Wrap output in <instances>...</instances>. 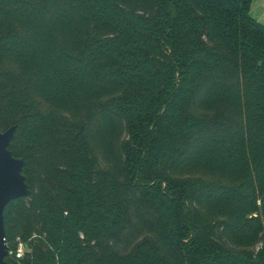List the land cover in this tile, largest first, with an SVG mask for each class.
<instances>
[{
  "label": "trees",
  "instance_id": "trees-1",
  "mask_svg": "<svg viewBox=\"0 0 264 264\" xmlns=\"http://www.w3.org/2000/svg\"><path fill=\"white\" fill-rule=\"evenodd\" d=\"M252 2L0 0V130L17 125L10 149L25 159L31 190L5 208L9 264H134L115 254L125 247L128 230H143L136 216L151 223L163 242L171 240L160 196L175 204V218L191 236L176 245L172 264H264V221L251 216L259 198L264 214V23L251 15ZM57 24L76 31L78 46L87 50L85 66L68 63L70 51L53 45ZM46 37L44 61L37 46ZM153 72L151 84L147 75ZM83 76L91 78L92 92L126 102L112 115L101 111L114 123L112 141L121 162L116 199L128 212L127 226L109 232H93L87 224V206L93 207L87 189L78 194L66 178L58 180V174H83L89 191L102 201L106 197L107 170L93 137L100 123L90 107L97 93L75 119L68 109L51 111L48 102L66 97L86 103L75 86ZM110 77L112 86L100 89L99 81ZM242 111L246 121L234 120ZM222 155L229 183L196 166ZM50 158L53 203L40 205V211L30 165ZM72 202L83 216L63 214ZM17 203L22 214L31 213L37 234L33 252L20 258L19 242L10 243L15 238L8 229L15 217L9 209Z\"/></svg>",
  "mask_w": 264,
  "mask_h": 264
},
{
  "label": "rangeland",
  "instance_id": "rangeland-1",
  "mask_svg": "<svg viewBox=\"0 0 264 264\" xmlns=\"http://www.w3.org/2000/svg\"><path fill=\"white\" fill-rule=\"evenodd\" d=\"M58 27L55 28V31L52 32L51 41H53V45L55 46H61L70 51V55L72 59L71 61L67 60L68 63H72V65H75L77 68L81 65L87 64V50L83 52L82 47H79L80 38L78 35H76V31H71L70 28L62 26L57 24ZM48 40L47 37L45 39H42L41 45L37 46V49L42 47V57L46 54V47H48ZM78 46V47H77ZM56 48V47H55ZM54 48V49H55ZM38 59H40V55ZM41 57V58H42ZM44 61H46L47 58L43 57ZM84 65V66H85ZM102 71L101 74L105 73L106 70H99ZM149 75V76H148ZM147 75V80L151 82V84L154 83V79L156 78V74L150 73ZM79 77V76H78ZM88 76H83L81 78H78L79 81L75 83V86L77 87V93L79 92L80 95L84 97V100H86V103H76L73 100H70L66 97L62 99H53L48 100L50 102V110L51 111H58L60 109H68L72 117L75 119L76 117L83 115V112L87 111V104L88 101L94 100V97L96 96L95 93H97V99L94 101V103L90 106L93 110L94 114V120L97 118L98 125H96L95 132L93 134L95 144L98 147V152L100 153L101 160L105 164L106 167V175L105 179L107 181V191H106V197H104L103 201L99 199V197L95 196L92 192H90V188L88 185H86V180L84 178V175L81 174L79 176H67L66 174H58V180L64 183V179L66 178V181L68 184L72 185L74 189H76V192L79 194H82L85 189H87V197L91 202V205L87 206V224L92 227V231H98L101 230L103 232H109L114 229H119V227H126L127 226V215L128 212L126 211V206L122 202H118V199H116V189H115V176L117 173V170L120 167V160L118 159L117 152L115 150V145L112 141V130L114 129V123L110 121L109 117H106L105 115L101 114V111H105L107 115H112L114 111L119 109V105H126V102L120 101L117 99H108L109 94L104 93L103 90L100 92L99 90H94L92 92V88H90V85H92L91 78L87 79ZM113 78L110 77L106 79L105 81H99L101 84V88L112 86ZM108 85V86H107ZM91 92V93H90ZM92 95V96H90ZM53 98V97H52ZM72 101V102H71ZM90 108V109H91ZM46 112H49L47 110ZM96 112V114H95ZM92 114V116H93ZM171 115L169 114V117ZM237 117L239 120L246 121V113L239 112L234 115V120L237 121ZM46 126V133L47 135L50 134V128H52L53 120H49L45 124ZM236 125V123H235ZM237 126V125H236ZM6 130V128H4ZM50 139H52L50 137ZM243 149H241L242 151ZM174 151L170 150L167 151L166 155H168V158L173 156ZM222 155L215 163L208 162H202L196 164L197 167H200V171L203 168V166H207L209 168L208 171L205 173L210 174L211 177H215V181H222L225 183H229L228 180L230 176L226 171H228L227 166L225 162H227V159H223ZM207 163H210L206 165ZM54 165L53 158L46 159L43 163L37 164L32 163L30 165V176H31V182L33 185V192L35 196H37V206L40 211H43L40 208V205L46 204L47 202L53 203L49 199V190L51 193L55 191V183H51L50 179L53 177L55 170L52 168ZM232 171V170H230ZM233 173V171H232ZM208 176V175H207ZM137 178V177H136ZM226 179H228L226 181ZM155 181H152L151 184H155ZM224 186H229L227 184H221ZM159 187L162 191L165 189V183L159 182ZM73 194V193H72ZM160 204L162 205V211L163 215L168 222L170 226V233H171V240L169 242H163L159 235L154 230V227L151 223L148 221H145L144 219L136 216L135 217V224L141 225L143 230H134L135 227L128 230V235L125 238V247L120 248L117 252L118 254H115V256H125L127 259H131L134 264H172L175 260V247L176 245H181L184 242H188L190 239V234H187L186 231L182 228V225H180L175 218V208L173 202L168 199L160 196ZM71 210L75 212V214L72 216L70 213L67 214L65 211H71L69 209H65L64 215L65 216H71L78 218L79 216H83V213H79L76 211L77 206L72 202L70 203ZM257 206L259 207L257 210H254L251 216L254 218L262 219L264 221V214H263V205H262V199L259 198L257 201ZM22 207L19 203L13 204L11 206V209H9L11 215H14L15 217L12 218L11 226L8 227L10 237L15 238V240L10 239V243L14 244L15 241H23L26 245L25 254L33 252V248L36 247L37 244V234L31 227L30 222V215L27 213L22 214L21 211ZM29 219H26L28 218ZM70 217V218H71ZM45 222V221H44ZM183 229V230H182ZM80 239L84 238V232L80 230L79 233ZM43 236L46 237L47 233L44 232ZM42 237V238H44ZM262 246V242L259 243L257 249ZM96 249V248H91ZM109 250V249H108ZM93 251V250H90ZM103 252L105 250H102L101 248H98V252ZM108 251L106 250L105 256L107 255Z\"/></svg>",
  "mask_w": 264,
  "mask_h": 264
},
{
  "label": "water",
  "instance_id": "water-1",
  "mask_svg": "<svg viewBox=\"0 0 264 264\" xmlns=\"http://www.w3.org/2000/svg\"><path fill=\"white\" fill-rule=\"evenodd\" d=\"M16 130L17 125L6 131L0 130V264H9L6 258L10 255L6 239L5 208L12 200L27 197L31 193L23 174L25 159L15 157L10 149Z\"/></svg>",
  "mask_w": 264,
  "mask_h": 264
},
{
  "label": "crops",
  "instance_id": "crops-1",
  "mask_svg": "<svg viewBox=\"0 0 264 264\" xmlns=\"http://www.w3.org/2000/svg\"><path fill=\"white\" fill-rule=\"evenodd\" d=\"M250 12L255 19L264 23V0H253Z\"/></svg>",
  "mask_w": 264,
  "mask_h": 264
},
{
  "label": "built area",
  "instance_id": "built-area-1",
  "mask_svg": "<svg viewBox=\"0 0 264 264\" xmlns=\"http://www.w3.org/2000/svg\"><path fill=\"white\" fill-rule=\"evenodd\" d=\"M19 246H18V248H17V250H16V256L18 257V258H20V257H22L23 255H24V253H25V249H26V245L24 244V242L23 241H19V244H18ZM13 253V251H10V254H12Z\"/></svg>",
  "mask_w": 264,
  "mask_h": 264
}]
</instances>
